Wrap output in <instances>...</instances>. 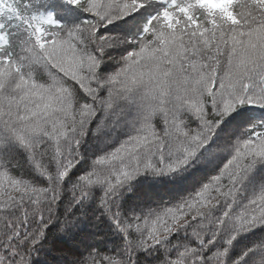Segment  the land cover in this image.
<instances>
[{
	"label": "snow or ice",
	"instance_id": "6c2138e0",
	"mask_svg": "<svg viewBox=\"0 0 264 264\" xmlns=\"http://www.w3.org/2000/svg\"><path fill=\"white\" fill-rule=\"evenodd\" d=\"M53 253L264 264V0H0V264Z\"/></svg>",
	"mask_w": 264,
	"mask_h": 264
},
{
	"label": "trees",
	"instance_id": "16d2710c",
	"mask_svg": "<svg viewBox=\"0 0 264 264\" xmlns=\"http://www.w3.org/2000/svg\"><path fill=\"white\" fill-rule=\"evenodd\" d=\"M67 250V249H66ZM42 259H46L48 264H57V261L61 259L60 255L57 253H53L48 257H41Z\"/></svg>",
	"mask_w": 264,
	"mask_h": 264
}]
</instances>
